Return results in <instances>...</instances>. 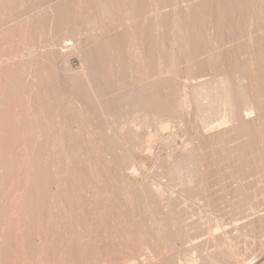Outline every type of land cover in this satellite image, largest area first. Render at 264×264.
I'll return each instance as SVG.
<instances>
[{
	"label": "rangeland",
	"instance_id": "rangeland-1",
	"mask_svg": "<svg viewBox=\"0 0 264 264\" xmlns=\"http://www.w3.org/2000/svg\"><path fill=\"white\" fill-rule=\"evenodd\" d=\"M164 1L0 0V264H264V0Z\"/></svg>",
	"mask_w": 264,
	"mask_h": 264
},
{
	"label": "bare ground",
	"instance_id": "bare-ground-1",
	"mask_svg": "<svg viewBox=\"0 0 264 264\" xmlns=\"http://www.w3.org/2000/svg\"><path fill=\"white\" fill-rule=\"evenodd\" d=\"M159 1H160V0H159ZM165 1H166V0H165ZM165 1H164V2H165ZM234 1H235V0H234ZM238 1H239V0H238ZM238 1H237V2H238ZM127 2H128V1H127ZM132 2H133V1H132ZM142 2H143V0H142ZM154 2H155V1H154ZM176 2H177V1H176ZM184 2H185V1H184ZM235 2H236V1H235ZM242 2H243V1H242ZM139 3H140V1H139ZM143 3H144V2H143ZM143 3H141V4H143ZM147 3H148V2H147ZM170 3H171V2H170ZM177 3H178V2H177ZM212 3H213V2H212ZM216 3H217V2H216ZM244 3H245V2H244ZM248 3H250V2L248 1ZM130 4H131V2H130ZM235 4H236V3H235ZM246 4H247V3H246ZM258 4H259V3H258ZM128 5H129V4H128ZM137 5H138V4H137ZM155 5H156V4H155ZM158 5H159V4H158ZM165 5H166V4H165ZM259 5H260V4H259ZM138 6H139V5H138ZM142 6H143V5H142ZM145 6H146V5H145ZM183 6H184V5H183ZM201 6H202V5H201ZM240 6H241V5H240ZM247 6H248V4H247ZM139 7H140V6H139ZM167 7H168V6H167ZM192 7H193V6H192ZM210 7H211V6H210ZM215 7H216V6H215ZM222 7H223V6H222ZM224 7H226V6H224ZM228 7H229V6H228ZM228 7H227V8H228ZM244 7H245V6H244ZM154 8H155V7H154ZM156 8H157V7H156ZM194 8H195V7H194ZM216 8H217V7H216ZM248 8H249V7H248ZM256 8H257V7H256ZM140 9H141V8H140ZM217 9H218V8H217ZM220 9H221V7H220ZM239 9H240V7H239ZM239 9H238V10H239ZM257 9H258V8H257ZM262 9H263V8H262ZM141 10H142V9H141ZM192 10H193V9H192ZM222 10H223V9H222ZM228 10H229V9H228ZM241 10H242V9H241ZM152 11H153V10H152ZM170 11H171V10H170ZM225 11H227V10H225ZM258 11H259V10H258ZM179 12H180V10L178 11V13H179ZM62 13H63V11H62ZM201 13H202V12H201ZM211 13H215V11L212 12V10H211ZM233 13H234V11H233ZM241 13H242V12H241ZM52 14H53V13H52ZM137 14H138V13H137ZM139 14H140V12H139ZM145 14H146V13H145ZM204 14H205V13H204ZM226 14L228 15V13H226ZM195 15H196V14H195ZM241 15H242V14H241ZM229 16H230V15H229ZM231 16H232V15H231ZM244 16H245V15H244ZM244 16H243V17H244ZM263 16H264V15H263ZM141 17H142V16H141ZM141 17H140V18H141ZM154 17H155V16H154ZM180 17H181V16H180ZM202 17H203V16H202ZM227 17H228V16H227ZM248 17H249V16H248ZM253 17H254V15H253ZM177 18H178V17H177ZM196 18H197V17H196ZM221 18H222V17H221ZM229 18H230V17H229ZM229 18H228V19H229ZM238 18H239V17H238ZM261 18H262V17H261ZM56 19H57V18H56ZM154 19H155V18H154ZM198 20H199V19H197V21H198ZM217 20H218V19H217ZM239 20H240V19H239ZM248 20H249V19H248ZM138 21H139V20H138ZM240 21H241V20H240ZM172 22H173V21H172ZM181 22H182V21H181ZM241 22H242V21H241ZM245 22H246V21H245ZM245 22H244V23H245ZM248 22H249V21H248ZM248 22H247V23H248ZM58 23H59V21H58ZM159 23H160V22H159ZM173 23H174V22H173ZM173 23H172V24H173ZM188 23H189V22H188ZM226 23H227V22H226ZM237 23H238V22H237ZM140 24H141V23H140ZM179 24H180V23H179ZM181 24H182V23H181ZM203 24H204V23H203ZM255 24H256V23H255ZM158 25H159V24H158ZM167 25H168V24H167ZM211 25H212V24H211ZM235 25H237V24H235ZM143 26H144V25H143ZM191 26H192V24H191ZM224 26H225V25H224ZM56 27H57V26H56ZM58 27H59V26H58ZM144 27H145V26H144ZM181 27H182V26H181ZM215 27H216V26H215ZM221 27H222V26H221ZM235 27H236V26H235ZM239 27H240V26H239ZM248 27H249V26H248ZM251 27H252V26H250V28H251ZM186 28H187V27H186ZM213 28H214V27H213ZM213 28H211V29H213ZM229 28H230V27H229ZM146 29H147V28H146ZM154 29H155V28H154ZM156 29H157V28H156ZM170 29H171V28H170ZM170 29H169V31H170ZM193 29H194V28H193ZM214 29H215V28H214ZM224 29H225V28H224ZM218 30H219V29H218ZM222 30H223V29H222ZM248 30H249V29H248ZM193 31H194V30H193ZM223 31H224V30H223ZM231 31H232V30H231ZM234 31H235V30H234ZM261 31H262V30H261ZM197 32H198V31H197ZM244 32L246 33V31H244ZM248 32H249V31H248ZM256 32H257V31H256ZM163 33H164V32H163ZM165 33H166V32H165ZM169 33H170V32H169ZM169 33H168V34H169ZM223 33H224V32H223ZM239 33H240V31H239ZM253 33H255V32H253ZM253 33H252V34H253ZM261 33H262V32H261ZM156 34H157V33H156ZM177 34H178V33H177ZM185 34H186V33H185ZM204 34H205V32H204ZM263 34H264V33H263ZM141 35H142V34H141ZM179 35H180V34H179ZM226 35H228V34L226 33ZM238 35H239V34H238ZM258 35H259V34H258ZM160 36H161V35H160ZM189 36H190V35H189ZM189 36H187V37H189ZM219 36H220V35H219ZM224 36H225V34H224ZM260 36H261V35H260ZM143 37H144V36H143ZM230 37H231V36H230ZM254 37H255V36H254ZM125 38H126V37H125ZM144 38H145V37H144ZM224 38H226V37H224ZM228 38H229V37H228ZM228 38H227V40H228ZM257 38H258V36H257ZM134 39H135V38H134ZM187 39H189V38H187ZM140 40H141V39H140ZM196 40H197V39H196ZM218 40H219V39H218ZM231 40H232V38H231ZM239 40H240V39H239ZM239 40H238V41H239ZM136 41H137V40H136ZM254 41H255V40H254ZM143 42H144V41H143ZM202 42H203V41H202ZM246 42H247V41H246ZM255 42H256V41H255ZM228 43H229V42H228ZM237 43H238V42H237ZM218 44H219V43H218ZM223 44H225V43H223ZM223 44L221 43V45H223ZM226 44H227V43H226ZM230 44H231V43H230ZM253 44H254V43H253ZM108 45H109V44H108ZM132 45H133V43H132ZM174 45H175V44H174ZM189 45H190V44H189ZM196 45H197V44H196ZM231 45H232V44H231ZM240 45H242V43H241ZM240 45H238V46H240ZM135 46H136V45H135ZM143 46H144V45H143ZM166 46H167V45H166ZM228 46H229V45H228ZM133 47H134V46H133ZM263 47H264V46H263ZM119 48H120V47H119ZM127 48H128V47H127ZM177 48H178V47H177ZM195 48H197V47H195ZM205 48H206V47H205ZM227 48H228V47H227ZM256 48H259V47H256ZM133 49H134V48H133ZM145 49H146V48H145ZM172 49H173V48H172ZM111 50H112V49H111ZM136 50H137V49H136ZM161 51H162V50H161ZM181 51H182V50H181ZM203 51H204V50H203ZM226 51H227V50H226ZM228 51H229V50H228ZM89 52H90V51H89ZM97 52H98V51H97ZM157 52H158V51H157ZM209 52H210V51H209ZM128 53H131V52L129 51ZM161 53H162V52H161ZM202 53H203V52H202ZM230 53H231V52H230ZM94 54H95V53H94ZM145 54H146V53H145ZM148 54H150V53L148 52ZM178 54H179V53H178ZM210 54H211V53H210ZM210 54H209V55H210ZM223 54H224V53H223ZM226 54H227V53H226ZM233 54H234V53H233ZM85 55H86V54H85ZM112 55H113V54H112ZM133 55H134V54H133ZM136 55H137V54H136ZM160 55H162V54H160ZM181 55H182V54H181ZM187 55H188V54H187ZM191 55H192V54H191ZM196 55H197V54H196ZM205 55H206V54H205ZM209 55H208V56H209ZM218 55H219V54H218ZM221 55H222V54H221ZM224 55H225V54H224ZM235 55H236V54H235ZM91 56H92V54H91ZM116 56H117V55H116ZM164 56H165V54H164ZM238 56H239V55H238ZM110 57H111V56H110ZM132 57H133V56H132ZM150 57H151V56H150ZM180 57H181V56H180ZM225 57H226V56H225ZM225 57H224V58H225ZM243 57H244V56H243ZM124 58H125V57H124ZM151 58H152V57H151ZM184 58H185V57H184ZM210 58H211V57H210ZM219 58H220V57H219ZM253 58H254V57H253ZM263 58H264V56H263ZM139 59H140V58H139ZM147 59H148V58H147ZM230 59H231V58H230ZM235 59H236V58H235ZM237 59H238V58H237ZM132 60H133V59H132ZM152 60H154V59H152ZM159 60H160V59H159ZM163 60H164V59H163ZM189 60H190V59H189ZM202 60H203V59H202ZM220 60H221V59H220ZM240 60H241V59H240ZM242 60H243V59H242ZM255 60H256V59H255ZM95 61H96V60H95ZM106 61H107V60H106ZM110 61H111V60H110ZM122 61H123V60H122ZM164 61H166V60H164ZM196 61H197V60H196ZM209 61H210V60H209ZM214 61H215V60H214ZM221 61H222V60H221ZM244 61H245V60H244ZM115 62H116V61H115ZM172 62H173V61H172ZM190 62H191V61H190ZM211 62H212V60H211ZM216 62H217V61H216ZM227 62H228V60H227ZM260 62H261V61H260ZM93 63H94V60H93ZM237 63H238V62H237ZM258 63H259V62H258ZM97 64H98V63H97ZM152 64H153V63H152ZM245 64H246V63H245ZM88 65H89V64H88ZM161 65H162V64H161ZM195 65H196V64H195ZM216 65H217V64H216ZM229 65H230V64H229ZM254 65H255V64H254ZM115 66L117 67L116 64H115ZM127 66H128V65H127ZM159 66H160V65H159ZM164 66H165V65H164ZM166 66H167V65H166ZM233 66H234V65H233ZM245 66H246V65H245ZM260 66H261V65H260ZM109 67H110V66H109ZM155 67H156V66H155ZM173 67H174V66H173ZM183 67H184V65H183ZM188 67H189V65H188ZM195 67H196V66H195ZM213 67H214V66H213ZM224 67H225V66H224ZM236 67H237V65H236ZM256 67H257V66H256ZM117 68H118V67H117ZM117 68H116V69H117ZM180 68H181V67H180ZM202 68H204V67H202ZM208 68H209V67H208ZM238 68H239V67H238ZM119 69H120V68H119ZM168 69H169V67H168ZM176 69H177V68H176ZM185 69H186V68H185ZM197 69H198V68H197ZM243 69H244V68H243ZM246 69H247V68H246ZM246 69H245V70H246ZM250 69H251V68H250ZM174 70H175V69H174ZM181 70H182V69H181ZM203 70H204V69H203ZM212 70H213V69H212ZM217 70H218V69H217ZM245 70H244V71H245ZM253 70H254V69H253ZM253 70H252V71H253ZM262 70H263V69H262ZM123 71H124V70H123ZM127 71H128V70H127ZM145 71H146V70H145ZM156 71H158V70H156ZM183 71H184V70H183ZM201 71H202V70H201ZM215 71H216V70H215ZM94 72H95V71H94ZM106 72H107V71H106ZM117 72H118V71H117ZM142 72H143V71H142ZM152 72H153V70H152ZM159 72H160V71H159ZM159 72H158V73H159ZM169 72H170V71H169ZM196 72H197V70H196ZM198 72H199V70H198ZM245 72H246V71H245ZM174 73H175V72H174ZM185 73H186V72H185ZM210 73H211V72H210ZM210 73H208V74H210ZM95 74H96V73H95ZM98 74H99V73H98ZM110 74H111V73H110ZM148 74H149V73H147V75H148ZM176 74H177V73H176ZM193 74H194V71H193ZM204 74H205V73H204ZM206 74H207V73H206ZM219 74H220V73H219ZM249 74H250V72H249ZM252 74H253V73H252ZM111 75H112V74H111ZM144 75H145V74H144ZM153 75H156V74H153ZM178 75H179V74H178ZM238 75H239V74H238ZM263 75H264V74H263ZM108 76H109V75H108ZM114 76H115V75H114ZM119 76H120V75H119ZM119 76H118V77H119ZM181 76H182V75H181ZM192 76H193V75H192ZM194 76H195V75H194ZM196 76H197V73H196ZM205 76H206V75H205ZM236 76H237V74H236ZM236 76H235V77H236ZM255 76H256V75H255ZM123 77H124V76H123ZM149 77H150V76H149ZM199 77H200V76H199ZM251 77H252V76H251ZM256 77H257V76H256ZM261 77H262V76H261ZM96 78H97V77H96ZM98 78H99V77H98ZM144 78H145V77H144ZM191 78H193V77H191ZM191 78H190V80H191ZM226 78H227V77H226ZM253 78H254V77H253ZM218 79H219V77H218ZM220 79H221V78H220ZM255 79H256V78H255ZM92 80H93V79H92ZM123 80H124V79H123ZM130 80H131V79H130ZM187 80H188V79H187ZM216 80H217V79H216ZM216 80H215V81H216ZM253 80H254V79H253ZM260 80H261V79H260ZM219 81H220V80H219ZM225 81H226V80H225ZM263 81H264V80H263ZM111 82H112V81H111ZM111 82L109 81V83H111ZM134 82H135V81H134ZM145 82H146V81H145ZM221 82H222V80H221ZM255 82H256V80H255ZM258 82H259V80H258ZM91 83H92V82H91ZM136 83H137V81H136ZM182 83H183V82H182ZM235 83H236V82H235ZM256 83H257V82H256ZM214 84H215V83H214ZM216 84H217V83H216ZM216 84H215V85H216ZM95 85H96V84H95ZM101 85H102V84H101ZM136 85H137V84H136ZM138 85H139V84H138ZM159 85H160V84H159ZM159 85H158V86H159ZM198 85H199V84H198ZM218 85H219V84H218ZM225 85H226V84H225ZM236 85H237V84H236ZM254 85H255V84H254ZM109 86L111 87V85H109ZM114 86H115V85H114ZM124 86H125V85H124ZM182 86H183V85H182ZM182 86H181V87H182ZM207 86H208V85H207ZM209 86H211V85H209ZM227 86H228V85H227ZM248 86H249V85H248ZM135 87H136V86H135ZM183 87H184V86H183ZM183 87H182V88H183ZM196 87H197V85H196ZM201 87H202V86H201ZM213 87H214V85H213ZM96 88H97V86H96ZM99 88H100V87H99ZM182 88H181V89H182ZM193 88H194V87H193ZM216 88H217V87H216ZM222 88H223V87H222ZM92 89H93V88H92ZM161 89H162V88H161ZM190 89H191V88H190ZM197 89H199V87H198ZM220 89H221V88H220ZM183 90H184V89H183ZM206 90H207V89H206ZM217 90H218V89H217ZM102 91H103V90H102ZM113 91H114V90H113ZM121 91H122V90H121ZM124 91H125V90H124ZM204 91H205V90H204ZM225 91H226V89H225ZM227 91H228V89H227ZM104 92H105V91H104ZM128 92H129V91H128ZM182 92H183V91H182ZM199 92H200V91H198L197 93H199ZM261 92H262V91H261ZM83 93H84V92H83ZM159 93H160V92H159ZM197 93H193V94H194V95H197ZM201 93H202V92H201ZM207 93H209V92H207ZM213 93H216V91L213 92ZM225 93L227 94V92H225ZM241 93H242V92H241ZM241 93H240V94H241ZM248 93H249V90H248ZM102 94H103V93H102ZM102 94H101V95H102ZM125 94H126V93H125ZM182 94H183V93H182ZM218 94H219V93H218ZM218 94H217V95H218ZM222 94H224V92H223ZM96 95H97V94H96ZM198 95H200V94H198ZM203 95H204V93H203ZM203 95H202V96H203ZM206 95H207V94H206ZM206 95H205V97H206ZM208 95H209V94H208ZM214 95H215V94H214ZM224 95H225V94H224ZM224 95H223V96H224ZM258 95H259V94H258ZM112 96H113V95H112ZM160 96H161V95H160ZM181 96H183V95H181ZM227 96H228V95H227ZM239 96H240V95H239ZM260 96H261V94H260ZM262 96L264 97L263 92H262ZM119 97H120V96H119ZM195 97H196V96H194L193 98H195ZM198 97H199V99L201 98V96H197L195 99H198ZM211 97H212V96H211ZM263 97H262V98H263ZM0 98H1V97H0ZM220 98H221V97H220ZM222 98H223V97H222ZM168 99H169V98H168ZM184 99H185V98H184ZM201 99H202V98H201ZM205 99H206V98H205ZM245 99H246V98H245ZM121 100H122V99H121ZM210 100H211V99H210ZM216 100H217V99H216ZM228 100H229V99H228ZM251 100H252V98H251ZM263 100H264V99H263ZM92 101H93V100H92ZM104 101H105V100H104ZM195 101H196V100H195ZM199 101H200V100H199ZM199 101H198V102H199ZM218 101H219V99H218ZM218 101H217V102H218ZM223 101H224V100H223ZM225 101H226V99H225ZM225 101H224V102H225ZM198 102H196V103H198ZM200 102H201V101H200ZM208 102H209V101H208ZM251 102H253V101H251ZM260 102H261V101H260ZM196 103H195V104H196ZM203 103H204V102H203ZM227 103H228V101H227ZM244 103H245V102H244ZM117 104H118V103H117ZM162 104H163V103H162ZM185 104H186V103H185ZM198 104H199V103H198ZM209 104H210V103H209ZM209 104H208V105H209ZM212 104H213V103H211V105H212ZM252 104H253V103H252ZM221 105H223V104H221ZM245 105H246V104H245ZM249 105H250V104H249ZM203 106H204V105H203ZM229 106H230V104H229ZM257 106H258V105H257ZM261 106H262V105H261ZM190 107H192V109H194L193 106H190ZM196 107H197V106H196ZM204 107H205V106H204ZM208 107H209V106H208ZM216 107H220V106H217V105H216ZM233 107H234V106H233ZM249 107H250V106H249ZM253 107H254V106H253ZM259 107H260V106H259ZM113 108H114V107H113ZM201 108H202V107H201ZM206 108H207V107H206ZM206 108H205V109H206ZM209 108H210V107H209ZM209 108H208V109H209ZM211 108H212V107H211ZM220 108H222V107H220ZM185 109H186V108H185ZM185 109H184V110H185ZM202 109H203V108H202ZM215 109H216V108H215ZM230 109H231V107H230ZM246 109H247V108H246ZM253 109H254V108H253ZM262 109H263V108H262ZM104 110H105V109H104ZM111 110H112V109H111ZM196 110H197V109H196ZM213 110H214V109H213ZM232 110H233V109H232ZM255 110H256V109H255ZM263 110H264V109H263ZM182 111H183V110H182ZM200 111H201V110H200ZM208 111H210V110H208ZM208 111H207V112H208ZM224 111H225V110H224ZM249 111H251V110H249ZM259 111H260V110H259ZM185 112H186V111H185ZM201 112H202V111H201ZM203 112H204V111H203ZM198 113H199V112H198ZM198 113H197V114H198ZM215 113H216V112H215ZM218 113H219V112H218ZM220 113H221V112H220ZM247 113H248V112H247ZM256 113H257V112H256ZM262 113H263V112H262ZM189 114H190V113H189ZM192 114H193V113H192ZM210 114H211V113H210ZM210 114H209V115H210ZM212 114H213V112H212ZM131 115H132V114H131ZM134 115H135V113H134ZM198 115H199V114H198ZM219 115H220V114H219ZM257 115H258V114H257ZM257 115H256V116H257ZM135 116H136V115H135ZM199 116H200V115H199ZM213 116H214V115H213ZM230 116H231V115H230ZM230 116H229V117H230ZM233 116H234V115H233ZM219 117H220V116H219ZM221 117H222V115H221ZM225 117H226V116H225ZM201 118H202V117H201ZM215 118H217V117H215ZM227 118H228V117H227ZM259 118H260V117H259ZM190 119H191V118H190ZM199 119H200V117H199ZM218 119H219V118H218ZM225 119H226V118H225ZM229 119H231V118H229ZM232 119H234V118H232ZM256 119H257V118H256ZM226 120H227V119H226ZM247 120H248V119H247ZM47 121H48V120H47ZM207 121H208V120H207ZM255 121H256V120H255ZM255 121H254V122H255ZM200 122L202 123L201 120H200ZM203 122H204V121H203ZM209 123H210V122H209ZM263 123H264V122H263ZM211 124H212V123H211ZM246 124H247V123H246ZM250 124H251V123H250ZM248 125H249V124H248ZM205 126H206V125H205ZM250 128H251V127H250ZM262 128H263V127H262ZM252 130H253V129H252ZM263 130H264V129H263ZM251 132H252V131H251ZM251 132H250V133H251ZM257 132H258V131H257ZM247 133H248V132H247ZM261 133H263V132H261ZM253 134H254V133H253ZM261 135H262V134H261ZM261 135H260V136H261ZM204 137H206V136H204ZM258 137H259V136H258ZM226 138H227V137H226ZM210 139H211V138H210ZM213 139H214V138H213ZM228 139H229V138H228ZM230 139H231V138H230ZM225 140H226V139H225ZM247 141H248V139H247ZM225 142H226V141H225ZM230 142H231V141H230ZM259 143H260V142H259ZM199 144H200V143H199ZM205 146H206V145H205ZM254 146H256V144H255ZM257 146H258V145H257ZM203 147H204V146H203ZM230 147H231V146H230ZM232 148H233V147H232ZM255 150H257V149H255ZM263 150H264V149H263ZM215 151H217V150H215ZM250 151H251V150H250ZM231 152H232V151H231ZM256 152H257V151H256ZM243 153H244V152H243ZM204 154H205V153H204ZM206 154H207V153H206ZM208 154H209V152H208ZM208 154H207V155H208ZM259 154H260V153H259ZM257 156H258V155H257ZM255 158H256V157H255ZM258 160H259V159H258ZM249 161H250V160H249ZM255 161H256V160H255ZM256 163H257V162H256ZM261 170H262V169H261ZM212 172H213V171H212ZM217 172H218V171H217ZM246 172H247V171H246ZM246 174H247V173H246ZM252 174H253V173H252ZM211 175H212V173H211ZM213 175H214V174H213ZM223 177H224V176H223ZM247 177H249V176H247ZM243 178H244V177H243ZM262 178H263V177H262ZM211 180H212V179H211ZM211 180H210V181H211ZM263 180H264V179H263ZM188 182H189V181H188ZM262 182H263V181H262ZM250 183H251V182H250ZM212 184H213V183H212ZM249 185H250V184H249ZM210 186H211V185H210ZM211 193H212V192H211ZM213 197H215V196H213ZM230 199H231V198H230ZM212 200H213V199H212ZM192 202H193V201H192ZM210 202H211V201H210Z\"/></svg>",
	"mask_w": 264,
	"mask_h": 264
}]
</instances>
